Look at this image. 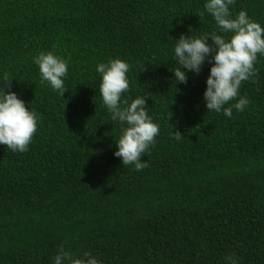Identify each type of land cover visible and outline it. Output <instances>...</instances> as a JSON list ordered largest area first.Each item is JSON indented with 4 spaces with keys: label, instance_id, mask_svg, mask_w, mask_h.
Returning <instances> with one entry per match:
<instances>
[{
    "label": "trees",
    "instance_id": "trees-1",
    "mask_svg": "<svg viewBox=\"0 0 264 264\" xmlns=\"http://www.w3.org/2000/svg\"><path fill=\"white\" fill-rule=\"evenodd\" d=\"M203 3L0 0V74L39 115L27 151L0 145V264H52L61 245L101 264H264V56L231 118L205 108L208 61L172 79L175 38L215 30ZM241 9L264 26V0ZM46 51L68 62L64 96L32 63ZM117 57L160 129L142 171L113 155L120 125L98 92L96 64Z\"/></svg>",
    "mask_w": 264,
    "mask_h": 264
},
{
    "label": "clouds",
    "instance_id": "clouds-1",
    "mask_svg": "<svg viewBox=\"0 0 264 264\" xmlns=\"http://www.w3.org/2000/svg\"><path fill=\"white\" fill-rule=\"evenodd\" d=\"M234 4L235 0H204L200 15L207 13L214 21L215 30L201 36L181 33L175 38L172 49L176 67L171 71L175 85L186 83L188 72L198 74L202 64L209 62L202 94L205 108L228 118H231L233 109L243 112L248 106L249 99L239 95V89L243 81L256 74L254 63L258 54L264 56V26L250 18L244 9L233 14ZM32 63L38 68L41 82L64 96L68 62L54 51H46L33 56ZM129 69V63L118 57L95 66L100 78L98 92L101 102L111 121L120 125L113 155L120 159L122 165H132L136 171H142L149 166L142 157L154 143L160 129L148 113L146 95L135 98L125 95L129 90ZM13 79L8 73L0 74V145L23 153L37 132L39 115L12 90ZM171 135L176 140L182 136L173 130ZM52 264L101 262L88 251L77 256L61 245ZM225 264H239V261L230 255L225 257Z\"/></svg>",
    "mask_w": 264,
    "mask_h": 264
}]
</instances>
